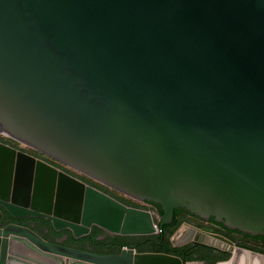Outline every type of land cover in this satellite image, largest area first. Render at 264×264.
I'll return each instance as SVG.
<instances>
[{
	"label": "water",
	"instance_id": "95a60500",
	"mask_svg": "<svg viewBox=\"0 0 264 264\" xmlns=\"http://www.w3.org/2000/svg\"><path fill=\"white\" fill-rule=\"evenodd\" d=\"M0 133L164 211L0 142V264H208L96 254L18 220L151 236L186 209L264 235V0H0ZM210 234L230 247L216 264L234 250L264 264Z\"/></svg>",
	"mask_w": 264,
	"mask_h": 264
},
{
	"label": "trees",
	"instance_id": "16d2710c",
	"mask_svg": "<svg viewBox=\"0 0 264 264\" xmlns=\"http://www.w3.org/2000/svg\"><path fill=\"white\" fill-rule=\"evenodd\" d=\"M9 139V138H8ZM80 179L88 182L89 184L93 185L94 187L102 190L110 192L117 198L119 201L125 203L128 206L137 207V208H145L144 203L137 202L133 199L127 198L122 194H119L115 191H112L106 186L84 176L81 174H76L72 172ZM153 206V210L159 217V219L164 215V211L159 204L150 203ZM191 215L189 211L186 209H175L174 211V218L172 223L165 226L164 229H170L171 233L173 234L175 230H177L181 222L184 220L186 215ZM197 220L199 219L196 217ZM211 222L214 223L215 232L226 237L230 241H232L237 246L261 253L264 255V235L253 236L250 234L242 233L238 230H231L227 228L223 223L216 222L214 218H211ZM68 233L71 238L72 235L70 231L64 230L56 235L66 234ZM102 234L101 229L95 228L94 231L86 237L82 238V241H91L93 243H98L104 245L103 242L97 241V238ZM123 240L122 244H133L136 246L138 252H161L167 253L171 255H175L180 257L184 262H192V261H207L208 264H216L218 261L227 260L230 256L229 252L225 251H218L216 248L204 244H188L181 247H175L170 241H166L162 239V234L159 233L158 235H151V236H142L140 240H132L129 237H121ZM162 243L163 245H160ZM216 252L219 255L215 254Z\"/></svg>",
	"mask_w": 264,
	"mask_h": 264
},
{
	"label": "flooded vegetation",
	"instance_id": "af4514ba",
	"mask_svg": "<svg viewBox=\"0 0 264 264\" xmlns=\"http://www.w3.org/2000/svg\"><path fill=\"white\" fill-rule=\"evenodd\" d=\"M0 142L8 144V145H10V146H12V147H14V148H16L18 150H21V151H24L26 153H29L32 156H34V157H36V158H38L40 160H43V161H46V162L52 164L53 166H55L59 170H63L65 172H67V173L79 178L78 176H76L72 172H74L76 174H80V173H78V172H76V171L64 166L63 164L59 163L58 161H56V160H54V159H52L50 157H47V156L43 155L42 153H40V152H38V151H36L34 149L25 147L21 143L11 139L10 137L6 136L5 134H1L0 133ZM80 180L84 181L83 179H80ZM84 182H86V181H84ZM106 188H108V187L106 186ZM108 189H110V188H108ZM110 190L115 191L113 189H110ZM103 192H105V193L109 194L110 196L114 197V195L111 194L110 192H107V191H103ZM115 192H117V191H115ZM117 193H119V192H117ZM144 204H145L144 205L145 208H142V209H147V210H150V211L154 212V214L156 216V219H157V214L153 210V206L150 204V202H145ZM196 217H198V216L193 215V214L186 215L184 220L181 222L180 227L177 230H175V232L173 234L171 233L170 229H166L165 230L164 227L167 226V225H164L163 226V231L161 232L162 239L166 240V241H170L172 243V239H173L174 235L182 227H186V234L187 235L190 232L191 228H197V232H196L197 235H195L194 239H192V240H190V241H188V242H186V243H184L182 245H178V244L174 245L172 243L173 246L181 247V246L188 245V244H193V245L194 244H204V245H206L205 241L212 236L210 234V231H213V233H215V234H218V233L215 232L214 223L211 222V219L209 221H206V220H203V219L198 217L199 219L197 220ZM159 221L160 220H158V222ZM197 221L203 222V224L202 225H197L196 224ZM18 223H21L23 225L31 227L32 229L36 230L40 235H42L44 238H46V239H48V240H50L52 242H57L59 244L65 245V246L77 248V249H80V250H84V251H88V252H92V253H96V254H106V255L116 254V253H119L121 248H123L124 246H131L132 248H135L137 250L136 246L133 245V244H122L123 241H125V240H123L124 238L122 239L121 237H129L132 240H140L142 238V236L114 235V234H111L109 232H105V231L101 230L102 234L97 238V241H101V242L104 243V245H101V244H98V243L97 244L93 243L91 241H82L83 237L81 239H75L73 237L71 238V236L68 233L61 234V235H56L57 233H60V232H55L52 229V227H51L50 221L45 220V219L26 218V219L18 220ZM95 228H98V227H93L92 230H91V233L94 231ZM46 230H49V232H46ZM158 234H155V235H158ZM160 245H163V244L160 243ZM214 248H216V247H214ZM217 250L220 251L219 249H217ZM215 254L219 255L218 252H216Z\"/></svg>",
	"mask_w": 264,
	"mask_h": 264
},
{
	"label": "bare ground",
	"instance_id": "6f19581e",
	"mask_svg": "<svg viewBox=\"0 0 264 264\" xmlns=\"http://www.w3.org/2000/svg\"><path fill=\"white\" fill-rule=\"evenodd\" d=\"M28 255H34L35 257H38L39 259H41L38 254H35L33 252H26ZM199 264V263H196ZM221 264H262V260L255 256L252 255L249 252H245V251H238V250H234V255L233 257L226 262H223Z\"/></svg>",
	"mask_w": 264,
	"mask_h": 264
},
{
	"label": "rangeland",
	"instance_id": "374dc122",
	"mask_svg": "<svg viewBox=\"0 0 264 264\" xmlns=\"http://www.w3.org/2000/svg\"><path fill=\"white\" fill-rule=\"evenodd\" d=\"M126 197V196H125ZM127 198H129V197H127ZM131 199V198H130ZM136 201V200H135ZM138 202V201H137ZM141 203V202H140ZM158 220H160L159 219V217L157 216V221ZM196 224L197 225H202L203 224V222H199V221H197L196 222ZM197 228H191V230H190V232L188 233V235H190L191 233H194V235H193V238L192 239H194L195 238V235H197ZM191 239V240H192ZM181 241V239L180 240H178V242H180ZM206 245H209V246H212V247H216L217 249H219L220 251H225V252H230V247L226 244V243H224V242H222V241H219V240H217V239H215V238H213L212 236L210 237V238H208L206 241ZM236 245V244H235ZM237 246V245H236ZM237 247H239V246H237ZM255 252V251H254Z\"/></svg>",
	"mask_w": 264,
	"mask_h": 264
}]
</instances>
